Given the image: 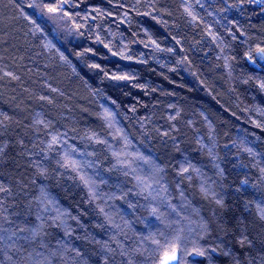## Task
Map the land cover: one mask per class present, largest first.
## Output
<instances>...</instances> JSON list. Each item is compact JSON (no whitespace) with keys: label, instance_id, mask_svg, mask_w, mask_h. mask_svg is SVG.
<instances>
[{"label":"trees","instance_id":"obj_1","mask_svg":"<svg viewBox=\"0 0 264 264\" xmlns=\"http://www.w3.org/2000/svg\"><path fill=\"white\" fill-rule=\"evenodd\" d=\"M43 8L0 0V264H264V0Z\"/></svg>","mask_w":264,"mask_h":264},{"label":"snow or ice","instance_id":"obj_2","mask_svg":"<svg viewBox=\"0 0 264 264\" xmlns=\"http://www.w3.org/2000/svg\"><path fill=\"white\" fill-rule=\"evenodd\" d=\"M50 12H55L56 9L55 8H50L49 9ZM262 52H264V49L261 50ZM126 77H121V79H124ZM55 139V138H54ZM191 166V165H189ZM158 171L160 170H157L156 172L153 173V178L157 176L158 174ZM183 171H188L187 168H184ZM156 182L158 183L159 181L156 180ZM242 183H246V181L242 182ZM147 187H151V185H147ZM5 189H2L0 188V191H3ZM151 194V193H150ZM219 203V201H218ZM153 212L155 213V209L153 210ZM159 219V217H158ZM5 230L3 229H0V232H3ZM19 231L23 232V231H28L30 232V235L29 236H26V237H23L22 239H25V240H29V241H34L36 239V237L39 235V230H31V229H25V228H20ZM16 233L13 232L11 235L5 237L3 235H0V241H4V240H10L12 241L13 243V246L15 245L16 241L13 240V236H15ZM41 246L43 247V242L41 241ZM41 254L40 253H37V256L39 257ZM196 255H204L203 252H196ZM31 257H29L30 259ZM178 259V256H177V250H176V247L175 245L171 246L170 249L168 251L165 252L164 256L162 257V259L160 260V264H174V261H176ZM35 264H43V261L40 260V259H37L35 261Z\"/></svg>","mask_w":264,"mask_h":264},{"label":"rangeland","instance_id":"obj_3","mask_svg":"<svg viewBox=\"0 0 264 264\" xmlns=\"http://www.w3.org/2000/svg\"><path fill=\"white\" fill-rule=\"evenodd\" d=\"M34 5L35 8L39 11V12H43L44 15H47L48 17H50L56 24V26L65 34L70 32V29L68 27V20L67 18L64 16V14H62L60 11L57 12H53L52 14H50V12H47L44 8H43V0H34ZM45 10V12H44Z\"/></svg>","mask_w":264,"mask_h":264}]
</instances>
